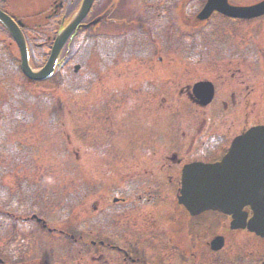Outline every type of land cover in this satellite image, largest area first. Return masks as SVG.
Masks as SVG:
<instances>
[{"label":"rangeland","instance_id":"rangeland-1","mask_svg":"<svg viewBox=\"0 0 264 264\" xmlns=\"http://www.w3.org/2000/svg\"><path fill=\"white\" fill-rule=\"evenodd\" d=\"M51 1L9 0L6 9L22 18L34 15ZM255 1L257 0H231L236 4ZM111 2L112 0H102L103 8L107 9L106 6H110ZM118 2L120 16H115L114 13L112 16L129 17L133 21L129 28L137 27L146 32L148 21L141 20L142 10L137 7L136 1ZM118 2L115 0V10ZM177 5L179 9L175 10L176 7L173 6L170 16L175 17L172 21L181 30H185L187 37L184 39L175 31H165L174 27V24L171 28L166 27V18L162 19L160 31L157 30L162 35L149 42L147 48L144 41L149 37L145 33L142 36L134 29L127 30L123 26H115L111 20L107 23L109 26H99V31L96 30L95 34L84 33L82 38H90L92 48H89V45L83 47L84 43L74 47V61L69 67V72L74 75L70 91L60 82V75L37 82L25 79L19 70L18 49L14 44L8 45L11 43L10 38L5 34L6 51L0 60V257L5 259L7 264L31 261H34V264L38 261L43 264H96L95 260H90L91 257L97 258L100 252L98 244L88 247L85 251L86 243L75 245L69 239L60 238L58 231L74 234L77 241L81 240V235L82 239H98V232L110 237L112 229L118 225L111 204H107L98 218H91L99 209L97 203L99 204L100 197H105L106 192L111 190L104 181L106 173L114 170V161L127 155L144 154L155 146L163 148L178 143V135L169 132L177 129L175 125H180L183 120L187 122L193 112L192 105L186 104L187 99L178 94V89L186 85L191 86L199 79H208L217 82L220 90H223V87L227 86L229 75L227 40L234 47H239L236 43L240 40L252 43L258 41L252 46H264V39L257 40L253 36L264 32V19L248 24L221 20L216 22L211 32L203 33L206 24L187 27L186 22H190L183 17L182 4ZM199 7L200 4L195 0H187L183 12L196 15ZM211 20L212 18L209 21ZM39 21L41 17L35 21L29 20L28 24L33 26ZM119 22L124 23L123 20ZM193 23L196 24L197 21L194 20ZM29 29L36 32L32 28ZM121 30L127 31L124 33ZM190 33L200 36L199 39L191 40ZM133 37L140 39L143 46L131 50L132 58L129 59L127 55H130ZM36 41L40 42L37 39ZM34 48L33 46V52ZM151 50L153 51L150 52ZM165 50H174L181 55L176 52L167 53ZM195 53H199L196 56L202 63L183 66L182 71L179 70L182 66L180 63H175L176 68L172 66L171 62L184 59L182 55L187 57L188 54ZM160 58L163 60L161 65H169L166 70H162L164 74L146 80L140 86L144 77H153L155 71L159 72L157 68L154 71H146L145 62H157ZM76 63L80 66L74 69ZM102 63L106 65L101 66ZM91 66L95 70L93 73L87 71ZM106 66L108 69L104 70ZM237 67L241 69L244 81L247 80L250 86L257 84L250 78H255L257 72L264 76V71L261 73L257 64L248 63ZM237 67L233 65L231 71ZM238 76L239 73H236V78ZM234 84L240 89L244 87L239 79L235 80ZM262 84L264 85V78ZM126 87H131L132 90L125 94L116 93L105 101L100 98L101 95L109 96L107 93L113 88L122 92ZM140 88L143 90L132 93ZM146 88H151V91H146L152 96L140 97L144 95ZM159 89L167 94L168 100L157 107L154 103L160 102ZM131 98H136L135 107L128 104ZM261 99L264 103V95ZM99 100L104 102L99 105ZM95 105L99 106L93 108ZM257 107H253L252 112H255ZM159 108L161 111L158 112ZM207 110L208 106H205L204 112ZM263 112L264 108L262 114ZM223 117H226L225 114ZM257 117L250 113L248 121L252 122L258 119ZM111 123L118 129L115 137L111 135V131L104 135L105 130L108 131L109 126L111 128ZM142 124L149 127L141 130L144 128ZM157 124L161 127H152ZM58 127L63 132L65 129L71 132V158ZM124 129L129 130V133ZM128 137L133 139L136 147H128ZM33 215L42 218L48 227L55 228L56 232L53 235L48 234L41 223L32 219ZM85 218L91 219V228L83 233L82 222ZM120 225L128 238L119 240L133 245V239L137 237L139 230L128 228L122 222ZM189 240L187 238V243H190ZM189 248L188 246L186 250ZM140 251H144V248ZM225 251L227 246L214 255H204L198 264H227V256L223 253ZM46 260L47 262H44ZM153 261L156 259L153 258Z\"/></svg>","mask_w":264,"mask_h":264},{"label":"flooded vegetation","instance_id":"flooded-vegetation-1","mask_svg":"<svg viewBox=\"0 0 264 264\" xmlns=\"http://www.w3.org/2000/svg\"><path fill=\"white\" fill-rule=\"evenodd\" d=\"M65 2L66 0H54V10L51 15L63 12ZM6 5L7 0H0V9L8 12ZM8 13L14 18H21L13 12ZM217 14L213 12L210 19ZM160 15L163 14L159 13L157 17ZM261 19H264V14L252 19L227 17L225 21L248 24ZM203 23L197 22L195 26L199 27ZM227 34L231 33L227 32ZM253 36L257 40L264 39V32ZM255 42L240 40L236 43L239 47H234L227 40V72H229L227 86L220 90L218 83L210 80L213 83V98L205 105L208 106L207 112H204L205 106L201 107L195 103L200 99L202 88H198L197 91L192 88L193 84L204 79L195 81L191 86L179 87L178 94L185 96L186 101L191 102L189 104L193 106H191L193 112L187 122L183 120L180 125H175L177 129L169 132L178 135V143L163 148L155 146L144 154L127 155L114 161V170L106 173L107 177L104 181L111 190L106 192L105 197H100V202L97 203L99 209L91 219L98 218L107 204H111L118 225L112 229L110 237L98 231V239L86 237L82 239L81 235V242L87 244L85 251L89 245H99L100 252L97 258L91 257L90 262L95 260L96 264H198L204 255H214L227 246V251L223 252L227 256V264H264V234L249 229V221L253 216L249 205L242 206L233 216L216 209L191 214L178 202L182 189L183 170L186 166L196 162L220 161L229 151L236 137L251 127L264 124V112L262 114L264 103L261 99L264 95L262 84L264 76H260L257 72L255 78L250 77L257 84L250 83L252 85L250 86L247 80L244 81L241 69L237 67L253 63L261 68V73L264 71V46H252L258 43ZM145 63L146 71H154L157 68L159 72L155 71L153 77L140 76L143 78L140 86L146 80L162 76L164 74L162 70H166L169 66L167 63L161 65L163 63L161 58L157 62ZM175 63L182 65L179 67L182 71L184 62L181 60L171 62L174 68H176ZM233 65L237 68L231 71ZM236 73H239L238 78ZM238 79L244 85L243 89L235 86L234 81ZM141 89L143 90L140 88L139 91ZM161 90L159 89L160 92ZM151 96V93L147 94V97ZM166 97L167 94L161 92L158 97L160 102L154 103V106H162L168 100ZM253 107H257L255 112H252ZM159 111L161 108L158 109ZM250 113L255 117L258 116V119L249 122ZM223 114L226 117H223ZM158 127L161 126L157 124L154 128ZM113 131L115 135L118 132L115 129ZM104 133L108 135L109 130H105ZM127 140H129L126 143L128 147H136L133 139L128 137ZM235 160H239V157ZM235 165L236 168L232 169L229 176L241 178L243 173L237 170L238 163ZM91 219L85 218L83 222H91ZM121 222L128 228L139 230L137 237L133 239V245L119 240L128 238L122 231ZM98 225L99 223L96 224L97 228ZM82 228L83 233L88 231ZM187 238L191 240L190 243H187ZM218 238H221L223 247L213 251L211 241ZM186 245L190 247L188 250ZM143 248L144 251H140ZM153 258L157 262L153 261Z\"/></svg>","mask_w":264,"mask_h":264},{"label":"water","instance_id":"water-1","mask_svg":"<svg viewBox=\"0 0 264 264\" xmlns=\"http://www.w3.org/2000/svg\"><path fill=\"white\" fill-rule=\"evenodd\" d=\"M92 0H84L80 10L75 14L72 20L57 34L50 55L45 65L39 70H32L27 60V49L24 37L16 23L5 13L0 11V21L9 30L16 40L21 51V67L26 76L32 79H42L51 74L57 57L63 48L67 38L72 30L77 26L88 11ZM213 8L221 12L236 17H253L264 13V0L250 6H231L225 0H208L205 7L198 15L203 18L210 14ZM243 141L241 145L245 148H252L254 156L245 153L244 163L249 165V171H254L257 165L260 170V187L263 191L258 193H248L243 190L235 193L234 180L228 176L232 170L230 165L231 154L225 156L221 162L216 164H194L185 169L183 178L182 195L179 202L182 203L191 213L198 212L207 208L219 209L224 212H236L237 206L241 204H250L254 209L252 228L259 232V225L264 226V127L255 128L249 131L244 137L239 139ZM246 158H252L246 160ZM249 177V176H248ZM251 227V226H250ZM251 229V228H250ZM264 234V232H263Z\"/></svg>","mask_w":264,"mask_h":264}]
</instances>
